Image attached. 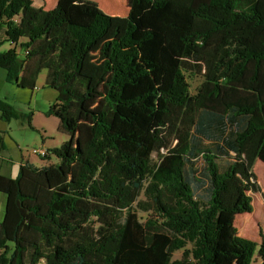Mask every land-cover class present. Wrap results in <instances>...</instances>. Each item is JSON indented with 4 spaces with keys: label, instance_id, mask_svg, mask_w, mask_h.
<instances>
[{
    "label": "trees",
    "instance_id": "trees-1",
    "mask_svg": "<svg viewBox=\"0 0 264 264\" xmlns=\"http://www.w3.org/2000/svg\"><path fill=\"white\" fill-rule=\"evenodd\" d=\"M4 41L5 81L35 58L57 93L45 115L68 139L41 158L58 163L21 159L14 178L0 174V264H264L261 234L258 244L234 226L257 203L252 167L264 163V0H131L122 27L91 0H0ZM198 48L214 59L191 94ZM201 111L245 123L224 143L191 134L185 150L156 152L160 129L191 132ZM0 118L31 128V112L1 99ZM198 159L204 200L186 171ZM255 172L264 184V165Z\"/></svg>",
    "mask_w": 264,
    "mask_h": 264
},
{
    "label": "rangeland",
    "instance_id": "rangeland-1",
    "mask_svg": "<svg viewBox=\"0 0 264 264\" xmlns=\"http://www.w3.org/2000/svg\"><path fill=\"white\" fill-rule=\"evenodd\" d=\"M43 0H33V4L38 6ZM99 10L111 17L112 25L122 27L125 23L129 11L131 0H92ZM122 2L126 9L120 14L104 11L102 6L110 5L113 2V9ZM9 42L0 44V52L11 49ZM19 50V49H18ZM20 51V57H23V51ZM198 53L202 55V61L199 63L196 72L189 76L187 81L190 87V93L194 94L197 86L207 76L213 59L214 52L211 49L198 48ZM46 71H37L36 60L31 58L22 73L19 75L17 83L5 81V71L0 68V99L23 113H32L31 128L26 122L21 120H10L9 122L0 118V135L3 139L4 148L0 147V174L14 178L17 175L21 156H32L35 166H40L43 161L40 157L30 154L32 149H43L46 147H59L68 137L57 131L58 120L55 117L45 115L49 106L55 101L57 93L45 86ZM36 88L37 90H34ZM245 120L238 118L231 121L229 118H222L207 111H201L197 115L196 125L193 131H186L180 128L167 126L159 130L157 140L154 144L156 152L166 153L169 150L183 151L188 145L189 137L192 134L194 142L200 146H211L214 143H224L230 138V134L240 130L244 126ZM222 131V133H221ZM45 141V146L42 144ZM205 144V145H204ZM48 149V148H46ZM233 156V154H231ZM52 164L58 163V159L50 156ZM219 166L224 168L229 160L219 159ZM264 163L256 161L252 167L255 181L258 185V193H249L252 199L257 197V203L252 205L250 213L241 214L235 217L234 226L240 237L260 243V234L264 239V215L260 208L264 205V184L255 172V169H262ZM194 171L190 166L186 167L192 189L195 195L202 200L208 197V179L202 161L200 159L193 162ZM5 195L0 193V222L3 219L5 207ZM245 229V233L242 231ZM181 251L175 252L174 259H178ZM96 264H101L100 259H95ZM255 264H258L255 263Z\"/></svg>",
    "mask_w": 264,
    "mask_h": 264
},
{
    "label": "crops",
    "instance_id": "crops-1",
    "mask_svg": "<svg viewBox=\"0 0 264 264\" xmlns=\"http://www.w3.org/2000/svg\"><path fill=\"white\" fill-rule=\"evenodd\" d=\"M56 1L57 0H43L42 1V3L41 4H39L38 6H36V5H34L35 7H42L44 10H50V9H52L54 6H55V4H56ZM92 1V0H91ZM26 65V64H25ZM43 145L45 144V141H43V143H42ZM45 146V145H44ZM46 147V146H45ZM46 148H50V147H46ZM46 148H43V150H46ZM54 148V147H53ZM22 157V159L23 160H26V161H28L29 163H32L33 165H34V161H33V159H32V156H27V157H25V156H21ZM49 163H51V161H50V159L48 160V161H43V164H41L40 166H38V167H42V166H44V165H46V164H49Z\"/></svg>",
    "mask_w": 264,
    "mask_h": 264
},
{
    "label": "built area",
    "instance_id": "built-area-1",
    "mask_svg": "<svg viewBox=\"0 0 264 264\" xmlns=\"http://www.w3.org/2000/svg\"><path fill=\"white\" fill-rule=\"evenodd\" d=\"M34 90H37V89L34 88ZM30 154L31 155H34L36 157L42 158V157H44L46 155V150H43V149H32L30 151Z\"/></svg>",
    "mask_w": 264,
    "mask_h": 264
}]
</instances>
